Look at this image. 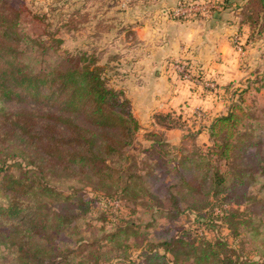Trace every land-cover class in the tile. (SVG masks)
Here are the masks:
<instances>
[{
	"label": "trees",
	"instance_id": "obj_1",
	"mask_svg": "<svg viewBox=\"0 0 264 264\" xmlns=\"http://www.w3.org/2000/svg\"><path fill=\"white\" fill-rule=\"evenodd\" d=\"M204 1L216 7L208 15L232 13L248 28L249 43H264V0ZM27 15L23 0H0V264H264L242 259L225 239H210L211 221L202 217L209 212L230 231L256 226L264 234V198L248 195L259 180L264 187V145L241 132L252 121L244 91L227 87L225 111L178 144L166 131L183 129L180 117L155 115L143 137L150 165L138 171L131 151L140 146L141 127L126 91L112 87L87 52L67 54L53 68L24 65L16 46L25 36L15 27ZM29 16L38 31L45 15ZM34 32L27 43L44 53L61 42L54 30ZM203 130L207 143L199 142ZM164 170L175 181L153 189ZM139 214L150 217L146 227L185 216L197 227L174 225L154 241L132 220Z\"/></svg>",
	"mask_w": 264,
	"mask_h": 264
},
{
	"label": "rangeland",
	"instance_id": "obj_2",
	"mask_svg": "<svg viewBox=\"0 0 264 264\" xmlns=\"http://www.w3.org/2000/svg\"><path fill=\"white\" fill-rule=\"evenodd\" d=\"M139 1L143 0H23L29 15L32 16L34 13L45 15L43 18L44 25L52 27L48 30L42 24L43 26L34 32V24L30 16L27 15L21 18L15 27L17 32L25 36L16 46L19 51V58L29 68L41 70L56 67L67 54L74 55L87 52L99 60L98 63L100 65L104 66L110 85L116 89L125 90L127 95H129L130 88L128 87L131 84L132 73L139 66L137 57L149 48L148 43L147 45L140 44L133 36L136 26L142 20L141 14L144 11L145 13L147 12L145 9L137 7ZM190 3H195V5L189 8L188 4ZM200 3H202L200 0H178L172 9L167 10V17L172 21L178 19L187 21L201 17L202 8L197 6L201 5ZM179 7H182L181 9L186 11V15L189 14L190 16L187 18H176L174 11ZM205 9H208V6H205ZM65 22H70V26L64 24ZM62 25L68 27L63 28ZM51 30H54L57 33V39L61 40L59 44H55L54 48L44 53L28 45L26 38L30 37L29 35L32 36L33 32L34 34H45L51 33ZM64 31L67 33H64ZM250 44H253L254 47L241 62L243 78L232 87L244 91L242 95L243 105L251 109L247 115L252 118V121L247 122L241 132L246 134V136H253L254 140L258 139L264 145V43L256 41ZM176 62L178 61L169 62L168 65ZM179 62L185 61L179 60ZM192 68L194 69V67ZM195 73L200 72L195 70ZM229 102L227 100V104ZM199 113L201 116H197ZM173 114L175 118L178 117L179 119L180 117L181 120L180 115ZM194 114V117H197V124L181 120L184 124L182 130L185 133L198 131L202 127H206L209 122V118L202 111L198 110ZM148 130H151V128L144 126L139 131L136 141L140 146H136L135 152L131 151V153L136 155L138 171H146V167L150 165L147 154L142 153V150L147 149L150 144L143 139L145 132ZM179 135L178 131L171 132V134H168L169 139L167 138V140L173 144L175 140L177 141ZM205 140V136H202L199 142ZM261 151L264 153V148ZM150 157L152 159V155ZM168 172V170H164L155 174L154 177L158 178V180H155L157 182L152 186L153 189L162 191V184L175 181L172 177L173 175ZM262 185L263 183L259 180L250 186L248 195L258 199L264 198V187ZM58 187L67 193L68 190L65 185L61 184ZM86 190L89 197H95V194L91 193L90 189ZM2 204H5V200L3 194L0 193V205ZM119 207L120 204L118 203L117 206L112 208L115 210ZM122 211L124 214L128 213V211ZM95 212L98 213L97 210ZM208 213H203L202 217L204 219L206 214L209 221H211L207 222L208 228H205L210 239H225L242 259L264 260V234L261 228L259 229L256 226L245 228L242 225H235L233 230L230 231L225 220L213 219L211 216L209 218ZM88 217L91 221L92 218ZM97 219H104V217L98 214ZM132 220L135 224L141 225L142 228L145 227L144 231L148 233V238L154 241L167 238L169 236L166 232L167 228H173L174 225L182 224L186 228H192L193 230L197 227L196 223L193 222L192 216L182 217L181 221L179 220L180 222L172 223L170 226L166 220H153L155 225L148 227L152 223L151 219L142 214L135 215ZM146 225L148 226L146 227ZM131 254L135 258L137 251Z\"/></svg>",
	"mask_w": 264,
	"mask_h": 264
},
{
	"label": "crops",
	"instance_id": "obj_3",
	"mask_svg": "<svg viewBox=\"0 0 264 264\" xmlns=\"http://www.w3.org/2000/svg\"><path fill=\"white\" fill-rule=\"evenodd\" d=\"M178 0H143L137 7L145 9L142 20L134 30V38L148 45V50L138 56L137 69L133 71L128 92L133 112L141 129L155 126V115L175 113L187 123H198L194 113L202 111L209 120L225 111V89L243 78L242 60L254 47L248 42L249 30L240 28L232 13L202 14L193 20H170L168 9ZM240 42L241 51L235 43ZM244 48V50H243ZM243 50V51H242ZM185 61L202 77L215 85L209 92L171 75L169 62ZM127 89V88H126ZM226 98V99H225ZM208 125V123H207ZM206 125V126H207ZM180 133L177 144L185 134L182 129H171L168 134ZM206 138L205 130L198 138Z\"/></svg>",
	"mask_w": 264,
	"mask_h": 264
},
{
	"label": "built area",
	"instance_id": "obj_4",
	"mask_svg": "<svg viewBox=\"0 0 264 264\" xmlns=\"http://www.w3.org/2000/svg\"><path fill=\"white\" fill-rule=\"evenodd\" d=\"M202 3H200L201 5H197L200 8H202V13L206 14L208 13L210 8H216L212 3L204 1V0H200ZM193 5H195V3L193 4H188L189 8L193 7ZM205 6H208V9H205ZM182 7H179L178 9H176L174 11V15L177 18H187L190 15L187 14L186 15V11L181 9ZM188 9V7H187ZM238 41V40H237ZM236 49L238 51H241V45L240 42H236ZM169 67V71L171 73V75L175 78V80L177 81H184L189 83L190 85L193 86H198V87H202V88H206V89H214L215 85L210 82L205 80L202 77V74L200 73H195V70L186 62H176V63H170L168 65ZM197 116H201V114H197ZM114 206H117V203H113Z\"/></svg>",
	"mask_w": 264,
	"mask_h": 264
}]
</instances>
